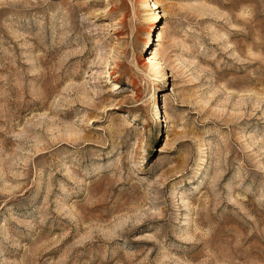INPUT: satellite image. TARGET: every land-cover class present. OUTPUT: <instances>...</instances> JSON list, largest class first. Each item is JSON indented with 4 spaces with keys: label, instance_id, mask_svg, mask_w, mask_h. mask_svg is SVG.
Returning a JSON list of instances; mask_svg holds the SVG:
<instances>
[{
    "label": "rangeland",
    "instance_id": "1",
    "mask_svg": "<svg viewBox=\"0 0 264 264\" xmlns=\"http://www.w3.org/2000/svg\"><path fill=\"white\" fill-rule=\"evenodd\" d=\"M156 1L0 0V264H264V0Z\"/></svg>",
    "mask_w": 264,
    "mask_h": 264
},
{
    "label": "bare ground",
    "instance_id": "2",
    "mask_svg": "<svg viewBox=\"0 0 264 264\" xmlns=\"http://www.w3.org/2000/svg\"><path fill=\"white\" fill-rule=\"evenodd\" d=\"M154 5H155V7H156V8H158V7H159V4L157 3V1H156V0H154ZM151 60H153V61H154V60H155V56H152V57H151Z\"/></svg>",
    "mask_w": 264,
    "mask_h": 264
}]
</instances>
